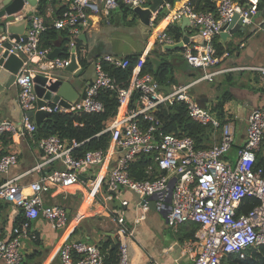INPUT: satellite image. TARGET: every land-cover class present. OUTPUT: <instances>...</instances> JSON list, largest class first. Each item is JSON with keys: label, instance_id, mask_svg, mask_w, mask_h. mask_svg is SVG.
<instances>
[{"label": "built area", "instance_id": "1", "mask_svg": "<svg viewBox=\"0 0 264 264\" xmlns=\"http://www.w3.org/2000/svg\"><path fill=\"white\" fill-rule=\"evenodd\" d=\"M259 2L218 0L217 11L213 13L196 11L191 1L186 0L178 7L166 3L161 10L166 8L171 11L170 24L188 17L192 26L201 33L204 44L186 49L184 56L191 67L205 70L216 65L220 59L214 46L215 37L221 34L235 14H239L245 25L251 24L259 13ZM151 3L152 0H71L66 10L51 23L58 30H68L70 56L55 58L52 61L53 67L64 69L70 64L74 53L81 68L78 41L82 39L81 35L93 13L109 18L112 11L121 4L134 8L149 6ZM30 15L32 20L27 41L14 43L10 52L23 58V66L16 79L19 101L24 126L30 132H35L37 125L29 122L28 111L40 109L50 113H76L78 110L75 106L66 108L59 103L37 107L38 95L33 79V73L37 70L32 68V61L37 56L47 59L51 49L42 46V35L49 27L44 15L39 10ZM21 16L26 15L19 13L17 18ZM261 30L264 34V22ZM156 38L160 47L175 42L167 31L158 32ZM81 51L85 56V49ZM145 61V54H141L126 86L116 84L105 69L104 62L125 68L129 64L127 60L106 53L94 61L95 77L87 85L78 105L80 111L99 113L104 110L101 92L112 90L116 93L117 113L108 121L104 130L112 134L107 149H93L82 156H76L74 150L80 143L52 134L39 140L44 163H60L61 167H55L27 186L20 184L17 179L0 184V201L18 207L24 218L7 232L0 228V264L24 263L25 240L38 237L32 227L33 220L43 218L55 230L68 226V209L64 205L46 203L44 194L54 187L69 190L79 182L82 170L102 167L111 149L118 155L117 161L104 173L99 169L91 178L94 189L99 190L103 183L115 190L123 187L141 196L142 203L145 202L143 206L148 205L149 197L160 194L158 207L164 208L163 201H167L170 196L171 180L177 177L171 193L167 222L174 229L189 221L198 223L195 236L198 246L194 248L191 240L185 243L191 250L194 264H221L223 258L230 253L264 245V166L257 165L258 154L264 145V108H253L250 111L247 138L234 160L229 154L236 141V128L228 116L222 124L216 111L202 106L191 92L194 83H173L169 86L170 91L162 89L152 73L141 72ZM257 69L264 84V66ZM213 74L214 72L206 73L203 78L212 77ZM175 100L187 104L192 120L220 130L221 141L209 148H197L195 139L189 135L166 133L154 110L161 104ZM141 116L149 122L148 125L139 121ZM6 132L16 134L18 129L11 121H2L0 136ZM142 154H153L155 167L162 172L161 175L143 180L131 175V163ZM17 162L18 155L13 151L0 154V173H7ZM153 169L154 166H150L149 172L153 173ZM252 198L257 202L248 211H244L248 199ZM123 203L127 204L128 201ZM113 220L117 224L120 240L119 264H130L126 238L133 231L125 225L123 216L114 215ZM59 255L62 264H106L100 246L84 241L66 240L61 245Z\"/></svg>", "mask_w": 264, "mask_h": 264}, {"label": "crops", "instance_id": "2", "mask_svg": "<svg viewBox=\"0 0 264 264\" xmlns=\"http://www.w3.org/2000/svg\"><path fill=\"white\" fill-rule=\"evenodd\" d=\"M183 1L186 0L177 1L174 7H178ZM259 1V13L251 24L245 25V30L231 34L227 39L221 35L215 37L214 46L220 59L216 65L205 70L191 67L184 56L186 49L204 44L203 36L191 23L184 24L181 20L170 24V10L162 9L163 16L160 19H157L158 13H155L151 27L144 26L139 17L134 18L133 14L125 18L119 8L112 11L109 18L93 13L83 31L86 39H82L89 64L84 67L80 62V74L69 73V78L82 97L87 85L95 77L94 61L106 53L120 57L141 53L146 58L151 57L156 63L162 55L166 56L175 64L177 83H194L191 87L192 94L202 106L213 109L222 103L225 117L228 116L235 125L236 141L232 150L238 151L247 138L250 111L253 108H264V84L257 69L264 66V34L261 30L264 0ZM70 2L71 0H38L35 5L26 4L21 13L30 15L45 4L42 14L47 22L53 23L58 11L68 7ZM1 4L0 0V7ZM171 25L176 26L181 33L180 40H175L174 44L183 41L185 36H188V42L178 48L165 49L166 44L160 47L156 35L160 31H167ZM60 43L57 41L55 47H48L51 52L47 59L34 57L32 68L38 72L63 73V69H55L52 65V61L60 57ZM55 50L59 55L52 57ZM212 72V77L203 78L206 73ZM6 120L17 127L18 133L6 132L0 136V154L13 151L18 155V162L7 173H0V184L17 179L20 184L27 186L55 167H61L60 163H44V154L39 144L41 137L36 131L30 132L24 126L17 81L0 92V122ZM221 138L220 132L214 137L213 144L220 142ZM260 154L264 157V145ZM117 158L118 155L111 149L102 167L82 170L79 182L69 190L54 187L44 194L46 203L64 205L69 210L70 222L65 229L55 230L43 218L33 220L32 227L38 237L25 240V264H62L59 251L66 240L98 244L106 257L118 243L120 248L114 215L123 216L125 225L133 231L126 238L130 264H194L191 250L185 243L191 240L194 248L198 246L195 240L198 223L189 221L177 229L170 227L167 213L171 201H163L165 207L159 208L158 197L155 207L150 204L143 206L141 196L123 187L115 190L103 183L99 190L94 189L91 178L99 169L104 173L110 165L116 163ZM153 171L150 173L149 168L147 170L149 174L161 172L155 166ZM124 201L128 203L124 204ZM0 205V228L7 232L20 220L22 212L5 201H0Z\"/></svg>", "mask_w": 264, "mask_h": 264}, {"label": "trees", "instance_id": "3", "mask_svg": "<svg viewBox=\"0 0 264 264\" xmlns=\"http://www.w3.org/2000/svg\"><path fill=\"white\" fill-rule=\"evenodd\" d=\"M179 0H171L170 3L174 5ZM192 7L199 12H216L218 8V0H190ZM67 7L58 11L61 15ZM119 9L125 14V18L129 14H133L134 18L137 17L133 8L121 4ZM41 13H44L45 4L39 8ZM163 16V11L158 13L157 19ZM48 23L47 30L42 35L43 47H55V43L60 41V57L68 58L70 56V38L67 29L58 30L51 23ZM132 23V22H131ZM167 32L175 39L180 40L181 33L176 26H170ZM84 40L78 41V53L80 55V62L84 67L88 66L89 62L87 57L82 53ZM141 53L128 54L123 57L129 63L127 67L123 68L115 66L109 62H104L105 69L114 78V81L119 86H126L129 84L134 69L137 65ZM141 72H150L155 77L156 81L161 86L172 85L177 83L175 75V64L170 61L166 56H161L159 62H155L151 57H147L141 69ZM100 98L104 103V110L99 113H86L80 111L79 105L76 104L75 108L78 110L76 113H51L50 117L43 122L41 126H37V135L41 138L57 134L62 139L69 140L70 142H78L80 145L75 148L76 156H82L87 151L93 149H107L110 146L112 134L110 131H104L108 121L113 119L117 113L118 100L116 93L112 90H103ZM222 103H219L214 111L217 112L221 119L222 124L225 123V114L222 109ZM154 114L160 119L162 129L166 133H176L178 135H189L195 139L197 148H209L214 141V137L220 132H216L212 125H202L191 119L188 113V107L185 102L174 101L161 104L154 110ZM142 124L148 125L149 122L145 121L143 116L138 118ZM257 165L264 166V157L258 154ZM150 166H155L153 154H142L139 158L133 161L130 165L131 175L138 180L153 179L161 175V172L149 174L147 172ZM255 199H248L247 204L244 206V211H248L255 205ZM0 205V210H1ZM24 220L23 216L20 220ZM16 223V224H17ZM119 243L114 246L111 254H106V264H119L120 259ZM25 264V262L23 263ZM221 264H264V245L257 248H247L239 253H230L226 255Z\"/></svg>", "mask_w": 264, "mask_h": 264}, {"label": "water", "instance_id": "4", "mask_svg": "<svg viewBox=\"0 0 264 264\" xmlns=\"http://www.w3.org/2000/svg\"><path fill=\"white\" fill-rule=\"evenodd\" d=\"M38 0H1L0 7V92L3 89H8L17 79V75L23 66V58L16 53H11L10 49L16 42H26L27 32L31 25L32 16L26 15L17 18V15L22 12L26 4H36ZM171 0H152L149 6H136L133 8L135 14L139 17L140 22L147 27H151L152 18L155 13L161 11V7L170 3ZM184 24H190L191 20L188 17H183ZM245 24L235 14L231 21L225 26L221 32V37L227 39L231 34H236L240 30H245ZM82 39H86V34L81 35ZM188 42V36L184 37L183 41L176 44H166L165 49L178 48L183 43ZM56 50L52 57L58 56ZM81 68L77 62L74 53L71 55V62L63 69V73L51 74L35 71L33 79L35 81V90L38 95L37 107L59 103L60 105L71 108L81 98V94L74 82L69 78V73L80 74ZM162 89L170 91L169 86H161ZM29 122L41 126L46 121L51 113L47 110H30L27 112ZM1 123V122H0ZM81 177V176H80ZM177 177H174L170 183V196L168 202L171 201V193ZM160 194H155L148 198V205L156 206V198ZM143 203H145L143 201ZM69 212V210H68Z\"/></svg>", "mask_w": 264, "mask_h": 264}, {"label": "rangeland", "instance_id": "5", "mask_svg": "<svg viewBox=\"0 0 264 264\" xmlns=\"http://www.w3.org/2000/svg\"><path fill=\"white\" fill-rule=\"evenodd\" d=\"M191 92H192V89H191ZM229 155H230L234 160H236V158H237V151L232 150V151L230 152Z\"/></svg>", "mask_w": 264, "mask_h": 264}]
</instances>
